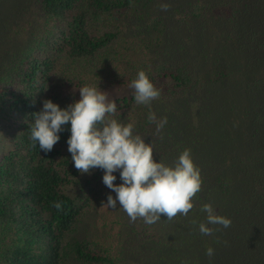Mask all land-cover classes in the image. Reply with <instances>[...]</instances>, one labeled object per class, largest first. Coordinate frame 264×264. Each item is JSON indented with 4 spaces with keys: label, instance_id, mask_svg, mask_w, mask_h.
Here are the masks:
<instances>
[{
    "label": "trees",
    "instance_id": "16d2710c",
    "mask_svg": "<svg viewBox=\"0 0 264 264\" xmlns=\"http://www.w3.org/2000/svg\"><path fill=\"white\" fill-rule=\"evenodd\" d=\"M36 1L44 22L53 28L41 34L44 50L38 49L36 55L15 61L0 74V131L12 128L11 119L19 121L16 131L8 132L12 146L0 154V264H67L70 255L82 264H132L129 252L120 247L123 242L130 252L137 253L141 248V262L138 259L135 264H264V0H187L182 7L175 6L168 12L178 13L177 26L184 22L181 17L196 18L191 25L195 28L208 21V10L214 9L225 28L218 54L239 55L246 69L257 70L256 77L248 78L242 86L245 94L249 85L256 93L255 108L250 110L247 105L253 98L247 103L244 99L236 102L246 111L240 116V123L246 127L241 130L234 127V138L213 135L215 127L208 124L202 132L208 135H200L196 126L189 135L184 131L179 133L180 138L177 136L172 142L173 148L164 150L162 159L157 160L178 158L188 148L201 171L202 188L193 198L197 215L189 221L192 237H186L185 243L169 239L172 223L179 221L177 226L185 229L177 217L164 219L169 224L157 231L153 230L154 224L148 225L138 218L130 225L125 222L124 228L118 230L122 234L109 233V239L82 237L71 241L70 235L80 227L85 232L91 228L81 225L83 216L107 202L106 196H102L108 189L103 183L104 171L94 169L91 174H81L74 167L67 145L70 123L59 133L60 139L53 150L47 153L39 145L33 146L29 126L33 113L42 109L45 99H51L61 108L75 101L64 93L65 86L80 88L90 84L102 89L130 85L139 70H144L160 90V99L166 100L176 93L179 98L195 93L203 86L202 71L207 66L205 59L209 60L195 43L204 44L191 43L192 38L180 39L178 47H174L178 49L175 58L151 60L152 49L159 39L146 37L141 44V27L160 28L164 17L154 9L164 2ZM168 42L170 46H165V51L166 47L172 48L167 39ZM184 45L191 49L186 51V56L181 55ZM141 47H144L142 56L148 59L141 57ZM177 55L180 56L177 58ZM214 82L217 84L218 78ZM134 95L133 89L132 93L115 100L117 111L113 118L120 121L134 116L141 127L151 125L148 114L159 98L146 106L137 104ZM234 105L230 102L228 108ZM209 112L210 108L204 116ZM220 120L216 123L223 122L224 126L228 121L227 118ZM231 123L237 126L236 122ZM183 140L188 144L186 148L181 144ZM222 142L234 148L227 166L220 160L224 150L212 152ZM180 145L183 147L177 149ZM234 150H237L235 154ZM198 155L202 160L196 161ZM114 174L117 177L114 183H121L119 173ZM57 201L62 202L60 210L53 206ZM205 203L216 208L219 215L225 213L232 218L234 214L236 218L235 225L224 230L223 238L230 237L225 245H219L220 239L212 240L199 231V224L207 220V213L201 211ZM111 215V221L121 227L123 223L117 213ZM208 227L214 230L212 225ZM164 230L167 234L161 235L159 232ZM182 245L184 249L179 248ZM208 248L214 249L212 257L206 255Z\"/></svg>",
    "mask_w": 264,
    "mask_h": 264
},
{
    "label": "rangeland",
    "instance_id": "374dc122",
    "mask_svg": "<svg viewBox=\"0 0 264 264\" xmlns=\"http://www.w3.org/2000/svg\"><path fill=\"white\" fill-rule=\"evenodd\" d=\"M151 1L156 4L159 2H164L159 4V6L157 4L154 9L155 13L159 14L164 18L162 23H160V28L159 26L153 28H148L144 26L141 27V44L144 43V38L146 37H150L152 39H159L155 47L152 49L151 53V60L153 59V61H156L161 60L164 57L175 58V53L178 52V49L175 48L178 47V42L180 39L187 40L192 38L191 43H194V41L203 43L204 45H199L195 43L196 47H198L199 49L201 48V50H203L209 58V60L205 59L207 61V66L204 69L205 71H202V79H204L202 84L203 86L201 89H198L195 93L190 94L189 92L185 97L179 98L178 93H176L171 96H168V99L166 100H164L165 98H159L157 100V102L152 106V112L156 114L158 120L163 119L164 117L167 118V123L159 133H157L156 131L155 124L150 123L151 125L141 127V124L139 125V119H135L134 116H130L128 118L123 117L120 121L124 123H134V133L144 137L146 143H152L154 148V159L156 160L162 159L160 155L164 150L168 149L170 151L173 148L172 146L174 145V143L172 144V142L177 136H179L180 138L181 134L179 133L184 131L189 135L198 126L199 129L197 132L200 135H208V133H202L204 128L208 124L207 126L209 127H215L214 133H216L213 135H221L223 137V135L225 134L228 135V138H234V132H236V128H239V130H241L243 127H246L240 123V116L246 111L243 109L242 105L238 106L236 102L242 101L244 99L247 103L250 98H253V100H251V102L247 104L249 105L251 110L255 102L257 101L256 93H253L250 90L251 85L248 86L249 91L246 94L242 92V86L246 84L248 78L256 77L257 70L250 71L249 69H246L245 64H243L242 60L239 58V55H231L226 53L221 55L218 54L219 52H221L217 51V49L220 42L224 39V36L221 35L223 29L225 28L221 25V22L219 21L220 15L216 14L214 9L210 8L208 10L206 17L208 18V21H206L201 26L193 28L191 25H194L196 18H190V15L181 17L184 22L182 25L177 26L178 24H176V19L178 13L174 12V10L173 13L168 12L174 9L175 6L180 5V7H182V5L185 4L187 0ZM162 4L169 5L167 11H163L161 9ZM199 23H201L200 18ZM175 26H177L178 28L173 30V27ZM47 30H53V28L50 29V25H47L44 22L41 10L36 0H0V74L3 73V71H6V69L8 68L7 66L10 64L12 65L13 63H15V61L22 60L28 55L31 57L33 55H36V51L38 49L40 51H43L44 45L41 44V34L46 32ZM167 39L171 41L172 48L169 49L168 47H166L165 51L164 47L170 46L169 42L168 44L166 43ZM143 48L144 47H141V57L144 59H148L147 57L142 56L144 52ZM190 50L191 49H188L187 45H184L181 49V55L186 56V53ZM179 56L180 55H177V58ZM212 60H214V62H210ZM216 60L218 61L216 62ZM216 78H218L217 84H215L214 82V79ZM63 90L66 95L71 96L75 100H79V88L73 86H65ZM101 90L108 92L107 95L109 101H115L118 98H122L132 93L133 91L129 84L113 85L106 88H102ZM230 102H234L235 105L231 108H228V104ZM233 107L235 108V110H232ZM208 108H210L209 115L204 116V112L205 110L207 111ZM142 118H144V116ZM221 118L223 120H225V118L228 119V121L225 122V126L224 124L222 125L223 122L221 124L216 123V121H219ZM208 120L211 121L209 122ZM18 122L19 121L16 118L11 119L10 123H13L12 128L6 130L7 132L0 131V154L5 150L10 149V147L12 146V141L9 137L8 132H15L16 127L18 126ZM231 122H236L237 126L234 125L235 123ZM234 127L236 128L234 129ZM231 129H233V131H231ZM216 139L220 141L221 138L216 137ZM181 144L185 148L186 145H188L186 144L185 140L181 141ZM182 145L177 146V149H181V147H183ZM189 146L191 145L189 144ZM221 146H219L217 149H213L212 152H216L219 148L220 150H224L225 154L223 155V158L221 156L220 160L224 164V166H227L231 163L230 160L232 157V149L234 148H232L230 144L225 142H222ZM236 152L237 150H234V154ZM174 157L165 158V160L163 159V162L166 165H174L175 161L178 159L176 158V156ZM200 160H202L201 155H198L196 161ZM218 162L219 160L217 161V163ZM117 172L119 173V171ZM109 193L115 196V193L112 192V190L110 189L105 190L102 196H106L107 198ZM108 209H110L111 211H108L106 213V210ZM215 210L216 208L214 209V211ZM113 213H117V215L121 219V224H124L126 222V224L130 225L132 223L128 215L119 206H117L115 209H112L109 208L105 203H100V205L96 206L93 209L91 214L87 213L85 216H83L84 224L81 225H85L86 229L89 228L90 225L91 228L89 229V231L85 232V230L80 227L77 232L70 235L71 238L69 239L72 241L75 238L93 237L98 240H102L104 238L109 239L108 237L111 238L109 233L116 232L120 234L121 231L118 230L124 228L126 224H122V226L120 227V225H118V222L111 221L113 218V215L111 214ZM196 215L197 212L194 211L193 208L189 211L187 216L178 214L176 217L181 218L185 229L182 230L181 226H177L180 224L179 221H173L174 223H172L173 226H171L172 230L169 233V239H172V241L174 240L179 243H185L186 241H184V239L186 237H192V231L190 229L188 230V224L190 219L195 217ZM220 215L228 217L225 213H221ZM166 218L167 217H162V219L154 223V225L152 226L153 230H161V228L164 227V224H169L163 221L164 219L166 220ZM230 220L231 226L229 228L233 227V225H235L236 223V218H234V214H232V218H230ZM203 222L207 224L206 219ZM212 227L214 228L213 233L211 235H207L208 238L212 240L220 239L219 245H225L226 243L230 242V237H228L227 239L223 238V233L225 230L223 226L212 225ZM159 233L161 235L167 234V231L164 230L163 232L161 231ZM120 247L123 251L126 250L127 252H129L130 256L129 254L127 255L128 258L132 259V264H135V262H137L136 260L138 259L141 262V248H139L137 253H135L130 252V250H127L124 242L120 243ZM179 248L184 249L183 245ZM137 249L138 248L134 249V251H136ZM145 256L146 255L144 254L143 257ZM145 260L142 261L145 262ZM66 261L67 264H82L81 262L76 261L72 257V255L67 257Z\"/></svg>",
    "mask_w": 264,
    "mask_h": 264
},
{
    "label": "clouds",
    "instance_id": "9594fccd",
    "mask_svg": "<svg viewBox=\"0 0 264 264\" xmlns=\"http://www.w3.org/2000/svg\"><path fill=\"white\" fill-rule=\"evenodd\" d=\"M168 4L161 9L167 11ZM134 89L137 104L150 106L160 96L144 70H139L129 85ZM80 98L61 108L51 99L43 101L40 111L33 113L30 124V140L33 146L45 153L53 150L65 126L70 123L67 139L68 152L74 167L81 174H91L94 169L104 171L103 183L115 193L107 196L109 208H122L132 222L138 218L152 225L166 216L172 220L178 214L187 216L193 208V198L202 188L199 167L193 161L191 150L184 149L174 165H166L154 159L152 143L134 133V123H124L113 118L117 111L116 102L109 101L106 91L99 86L85 84L79 88ZM148 120L156 125L159 133L167 123V118L157 119L149 111ZM119 171L121 183H114ZM60 210L62 202H54ZM201 211L207 213V224L201 222L202 235H211L213 229L207 225L228 228L231 220L217 214L210 203H205ZM196 223V221H193ZM206 255L212 257L214 249L208 248Z\"/></svg>",
    "mask_w": 264,
    "mask_h": 264
}]
</instances>
